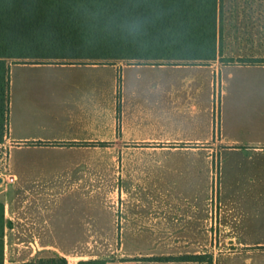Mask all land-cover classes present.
I'll return each instance as SVG.
<instances>
[{
    "label": "crops",
    "instance_id": "crops-1",
    "mask_svg": "<svg viewBox=\"0 0 264 264\" xmlns=\"http://www.w3.org/2000/svg\"><path fill=\"white\" fill-rule=\"evenodd\" d=\"M86 60L18 62L11 65V72L15 67L20 69L12 96L10 93L9 113V137L15 144L11 166L16 181L9 185L0 184V203L4 206L3 264L52 259L54 243L85 241L84 228L80 233L77 229L73 230L76 233L73 236L60 235L64 230L53 224L52 207V199L56 195L76 193L83 196L86 191L92 194L101 191V186H96L94 180L78 175L77 172L83 170L85 164L102 160L132 162L143 157L165 158L159 154H129L138 149L201 147L211 152L209 157L205 155L202 158L203 161L221 164L222 212L219 230L216 227L213 235L212 226L211 231L208 229L207 221L211 213L207 202L209 188L206 173L197 177L189 171L180 170L158 175L155 181L142 188L140 198L134 202L131 197V202L124 203L131 221L122 229L123 241L170 242L177 235L192 242H211L215 236V241L219 239L220 243H231L235 248L224 259H241L237 264H264V236L258 239L253 236L254 228L248 224L247 216L254 209L245 201L249 195L264 196V138L245 147L233 131L227 132L226 128L222 133L214 131L211 109L208 105L203 107L207 91L212 100V71L203 65L124 64L125 59L110 63ZM54 65H60L65 72L55 76L27 73ZM102 65L113 68L117 77L102 76L99 71ZM139 66L163 69L161 76L156 77L157 83L166 78L164 73L170 80L169 85L157 84L155 88L154 106L159 110L155 117L149 96L144 91L140 93V83L122 84L120 89L119 68ZM233 66L264 68V64L230 65L223 71ZM181 69L196 71L188 72L179 82L177 78H182ZM175 79L178 81L176 84ZM222 83L223 95L226 94V82L222 80ZM123 146L125 154L100 155L102 148L121 152ZM167 157L175 158L176 155ZM52 158L65 162L60 168L62 171L56 170L48 175L29 168L34 163ZM188 159L199 161L198 156ZM178 177L180 181L184 178L186 184L190 183L192 187H182L183 182L180 188L171 190L170 184L175 183ZM151 195L156 196L155 203L145 204ZM169 203L172 205H165ZM150 208L155 215H148ZM90 209L103 210L98 205ZM132 211L136 213L131 214ZM175 217L177 220L173 222ZM253 247L258 249L242 250ZM153 257L156 256H135L122 262L108 261L107 264L146 263L143 261L196 264L195 261L151 260Z\"/></svg>",
    "mask_w": 264,
    "mask_h": 264
},
{
    "label": "rangeland",
    "instance_id": "rangeland-1",
    "mask_svg": "<svg viewBox=\"0 0 264 264\" xmlns=\"http://www.w3.org/2000/svg\"><path fill=\"white\" fill-rule=\"evenodd\" d=\"M224 29L221 34V45L219 48V56L216 60L210 62H172L175 65H203L207 66L212 71L213 77V96L209 99V93L203 99V107L209 106L211 116L216 133L233 131V134L241 140L246 147L252 144V141L264 138V68L233 66L229 67L226 72L224 68L230 65H257L264 64V0H225V13L223 16ZM36 61V60H35ZM38 62H83L86 59H43ZM113 60H96L99 63H110ZM138 63L137 60H126L123 63ZM148 64L168 63L166 61L147 62ZM15 70V71H14ZM11 72V96L13 86L17 85L19 68L15 67ZM102 76H116L115 70L110 66H101L99 68ZM190 71L181 69L179 82ZM65 70L60 68V65L47 67L46 69L27 72L29 74H47L59 75ZM164 71L158 67H120L118 73V81L120 89L122 84L127 86L140 83V93L143 91L149 96L151 105H155L156 93L155 88L158 85L166 86L170 84L167 75L164 73L165 79L157 83V76ZM178 72V71H177ZM139 74V75H138ZM161 76V75H160ZM159 76V77H160ZM157 77V78H156ZM175 79V84L178 83ZM226 82V94L222 95L224 84ZM172 82V81H171ZM158 84V85H157ZM144 85V86H143ZM152 85L154 86L152 88ZM183 85V82H182ZM119 89V90H120ZM121 92V90L119 91ZM120 94V93H119ZM150 94V95H149ZM235 102H238L235 104ZM155 116L159 110L156 106L150 107ZM185 119V118H184ZM214 135V138L216 136ZM15 144L13 145V147ZM11 149V163L12 151ZM125 146L118 149L102 148L100 155L108 156L114 154H125ZM18 152V151H17ZM131 155H164L162 158L134 159L132 162H107L102 160L92 164H85L83 170L77 173L84 178L94 180L96 186H101L100 190L92 194L86 191L83 196L79 194H61L53 196L52 207L53 224L63 228V233L60 235H76L73 230L84 228V242H67L54 243L53 257L54 264H59L61 256H65L67 264H79L81 260L104 259L108 261L122 262L124 259H131L135 256L141 257L146 255L156 257H178L183 255L194 254H213V264H237L241 259H227L224 256L231 255L234 252V247L231 243H220L219 239L215 241L213 236L212 241L204 242L203 240L188 241L185 237L175 235V239L167 241H144V242H124L122 229L125 224H128L131 219L127 216L128 212L125 207L131 197L134 199L140 198L142 188H146L150 182L155 181L159 175H167L174 171L183 172L189 171L197 177H202L200 174L206 173L208 182V209L211 213L209 221H207L208 229L215 228L219 230L220 216L222 212V202L220 199V162H205L202 158L205 155H211L210 151H205L204 147L200 149H138L134 150ZM176 155V157H167ZM198 156L199 161H188V159ZM140 158V157H134ZM148 158V159H146ZM187 158V159H186ZM197 158V157H196ZM65 165L60 159H49L44 162L34 163L29 168L38 172H45L51 175L54 171L59 170ZM82 167V166H81ZM182 187L192 185L186 184L184 178H176L175 183L170 184L171 190H177ZM124 192H127L124 194ZM132 193V194H130ZM151 197V198H150ZM156 196H149L147 205L155 203ZM247 205L253 207L254 211H249L247 219L248 224L253 225V236L256 239L259 236H264V196L249 195L245 199ZM129 202H131L129 200ZM128 202V203H129ZM172 203L165 204L167 206ZM101 206L103 210L94 211L90 208L93 206ZM170 205V206H171ZM75 206L84 209H77ZM146 206V205H145ZM156 206V205H154ZM203 206V205H202ZM150 207V206H148ZM198 208V204L196 206ZM74 208V209H73ZM153 208V207H151ZM147 211L148 215H155L154 210ZM203 208V207H202ZM136 213L132 211L131 214ZM177 220V217L172 220ZM136 222V221H135ZM261 226H260V224ZM247 224V225H248ZM203 225V224H202ZM258 226V227H257ZM260 226V227H259ZM114 230V231H113ZM172 237V236H171ZM258 248H242V250H257ZM62 254V255H61ZM64 257V258H65ZM50 260V259H47ZM41 260H36L39 264ZM34 262V261H33ZM146 263L133 264H162L157 261H143ZM196 264H200L196 262Z\"/></svg>",
    "mask_w": 264,
    "mask_h": 264
},
{
    "label": "trees",
    "instance_id": "trees-1",
    "mask_svg": "<svg viewBox=\"0 0 264 264\" xmlns=\"http://www.w3.org/2000/svg\"><path fill=\"white\" fill-rule=\"evenodd\" d=\"M224 13L225 0H0V142L9 124L13 63L38 59L206 63L219 56ZM3 230L0 203V264ZM150 259L213 264L210 254ZM59 262L67 264V259Z\"/></svg>",
    "mask_w": 264,
    "mask_h": 264
},
{
    "label": "built area",
    "instance_id": "built-area-1",
    "mask_svg": "<svg viewBox=\"0 0 264 264\" xmlns=\"http://www.w3.org/2000/svg\"><path fill=\"white\" fill-rule=\"evenodd\" d=\"M14 142L9 137V124L3 141L0 142V184L9 185L16 181V175L12 171L11 166V149Z\"/></svg>",
    "mask_w": 264,
    "mask_h": 264
}]
</instances>
